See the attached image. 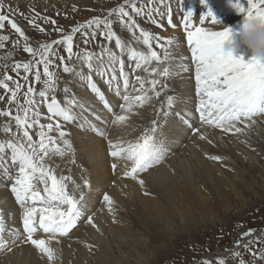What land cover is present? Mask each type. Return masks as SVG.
<instances>
[{
    "label": "snow or ice",
    "instance_id": "obj_1",
    "mask_svg": "<svg viewBox=\"0 0 264 264\" xmlns=\"http://www.w3.org/2000/svg\"><path fill=\"white\" fill-rule=\"evenodd\" d=\"M125 6L136 16L144 12L143 7L137 6L136 0H123L118 7L109 10L108 16L94 17L84 24L73 27L71 33L62 35L61 39L51 43H40L38 48H33L28 43L29 37L10 15L4 12V4L0 0V30L5 28L7 22L23 38V51L32 56L27 62H15L12 65V70L17 76L20 75L21 68L25 73L22 79L28 86L23 92L25 98L23 103L18 99L23 85L8 74V64L0 65L5 70L0 77V88L11 94L7 101L9 107L0 110V116L10 118L0 124V133L4 135V138L0 139V158L9 154L11 166L15 170L13 173L7 168L4 169L11 192L22 209L23 221L22 230L14 231L6 239L4 214L3 210H0V252L11 251L13 247L18 246V242L31 244L42 258L55 264L58 252L53 247V242L59 244L58 237H67L77 227L78 221L84 215L83 189L91 187L87 179H84L81 185L70 176L57 175L58 166L52 163L54 157L61 159L67 157L68 162L75 164L74 150L68 138L70 134L64 130L63 124L80 120V127L91 128L101 137L106 138L108 135L87 118L84 104L71 93L69 87L60 88L59 77L54 68L86 80L91 91L97 94L104 108L114 117L109 123L118 127H126L132 115L138 114L137 108L151 103L153 98L158 99L166 89L163 80L173 75L174 57L170 46L174 45L175 41L141 29ZM232 6L243 15L244 21L255 18L264 22V0H232ZM193 16V12L188 11L183 15V21L187 44L191 49V62L194 63L195 94L198 97L195 111L199 113L198 120L202 125L220 129L225 134L243 133L245 128H251L257 122V118L264 117V62L254 57L245 61L243 56L236 57L225 53L222 41L232 33V29L227 26L223 30L213 31L203 26L196 27L192 24ZM209 19L213 24L222 23L211 9L201 18L200 23L203 24ZM28 22L38 27L40 32L44 31L35 25L34 19H29ZM50 22L56 23L54 20ZM114 23L128 31L130 36L125 39L118 34L113 28ZM168 23L175 27L170 9ZM56 31L63 33V29L58 28ZM78 32L83 37L84 44L89 43L90 39L95 40L97 32L107 43L99 45V52L87 49L76 52L74 35ZM8 39V36H0V49L4 48L3 41ZM113 41L114 46H110L113 45ZM153 42L159 50L153 48ZM135 44L146 47L138 49ZM54 45H65L67 60L78 61L79 67L76 63L65 62L64 56L57 57ZM114 48L118 49V52ZM10 56L11 54L8 58ZM125 56L132 65L129 71H125ZM56 59L60 61L59 64L56 63ZM85 68L88 70L87 73L84 71ZM136 72L147 73V77L135 74ZM92 73L107 77L108 85L114 86L115 94L123 101L122 104L116 105L121 114L116 113L104 92L92 80ZM29 74L32 75L33 82L29 81ZM9 81L12 82V87ZM33 83H39L42 87L37 90ZM58 91L64 93L60 99L56 95ZM133 92L138 94L133 95ZM3 99L4 97L0 96V100ZM174 103V97H167V108L171 109ZM12 105H15V115ZM42 106L46 108V113L41 112ZM160 112L165 116L169 114L165 111L164 104L160 106ZM41 119L49 122L41 123ZM95 119L99 120L100 117L95 116ZM181 119L194 134H200V139H207L200 128H193L189 119L184 116H181ZM159 126L158 120L153 119L151 127L145 129L134 141L108 140L109 154L117 161L111 168L115 171L119 162L123 161L125 164L123 175L138 180L143 186L145 181L140 175L161 164L169 151L165 142L157 137ZM53 132L57 135H51ZM209 159L219 161L222 158L213 155ZM70 184L73 186L72 190L69 189ZM103 200L108 210L112 211L113 198L104 194ZM86 219L89 225L99 230L91 216H87ZM252 234V230H249L243 236L248 237ZM257 242L258 239L250 240L243 244V247L251 251L250 244ZM236 243L237 247H240V241ZM88 247L91 249L93 246ZM252 255L255 256L256 253L252 252ZM232 257L238 260V264H250L243 259L241 252H233ZM218 264H226V260L221 258Z\"/></svg>",
    "mask_w": 264,
    "mask_h": 264
},
{
    "label": "bare ground",
    "instance_id": "obj_2",
    "mask_svg": "<svg viewBox=\"0 0 264 264\" xmlns=\"http://www.w3.org/2000/svg\"><path fill=\"white\" fill-rule=\"evenodd\" d=\"M4 1L5 4L12 7L22 6L24 10L28 6L40 7L44 10L48 8L62 10L65 8V4H72L73 6L88 5L90 8H95L97 16H102V18L108 16V12L111 10L109 6L104 5L103 7L102 2H105V0ZM167 2L170 3V6L167 5ZM205 3L202 2L200 5ZM157 5V7L155 5L152 7L153 15L157 16L160 21L164 19L165 25L163 27L169 29V36L172 35L175 41L174 45L170 46V51L174 57L172 61L173 75L171 78L163 80L166 89L162 91L159 98H153L151 103L142 108H137L138 114L132 115L126 127H118L109 123V120L114 119V117L89 92L88 82L85 84L83 79L74 76L68 79L69 74L63 73L62 69L57 70L56 74L61 80L59 82L69 87L71 93L84 104L87 118L92 120L97 128L106 131L108 135L106 138L101 137L91 128L80 127V120L63 124L64 130L70 132L68 138L74 150L75 164L68 162L67 157L64 159L54 157L52 163L54 166H58L56 168L57 175L70 176L77 184L81 185L83 180L87 179L91 187L83 189L85 197L83 202L84 215L77 223V227L67 237H58L59 244L53 242V247L58 252L55 264H133L128 258L131 253L135 257L134 264H149L150 259H146L142 253L143 248L149 247L145 245V240L141 239L140 232L143 229L146 228L152 233L151 242L152 244L155 243L159 237L161 226L170 231L173 225L172 219L176 215L181 220H185L184 213L190 214L191 205L197 201V199L195 200L196 191L198 190L199 195H202L201 184L214 186L217 182H221L226 172H229L231 165H236V162L247 169L253 170L262 165V157L258 155L261 154L264 157V118H257V122L251 128H245L243 133L225 134L220 129L202 125L192 116L198 98L195 97L193 73L185 71L187 63L190 64V62L187 49L182 40L184 38L182 34L184 33L181 34L182 29H185L184 21L181 22L182 26L177 21L182 14L184 4L179 6L174 0H159ZM187 5L193 6L192 1ZM169 9L175 27L168 25L167 15H169ZM174 10H176V14H173ZM26 11H22V13L30 16L29 11ZM188 11L186 8L184 14ZM211 11L221 20V15L219 11H216V8L211 9ZM201 12L194 14L192 18L193 25L196 22V17ZM207 13L203 16H206ZM136 19L138 21V18ZM221 21L222 23L213 24L209 19L203 24H207L206 28L210 30L220 31L229 24V22ZM114 26V30L121 33L125 39L130 36V33L122 27L117 24H114ZM21 29L26 31L23 32L27 36V28L22 26ZM166 33L168 34V32ZM153 34L159 33L153 32ZM8 36L11 37V33H8ZM160 37L163 36L160 35ZM17 42H19V46H17ZM28 43L31 44L32 42L28 40ZM23 44V39L16 40L13 45L4 43V48L0 49V65L11 64L14 60L21 58V55L17 53V49L22 47ZM110 46H114V42ZM134 46L138 49L144 47L142 44H135ZM154 49L159 50L157 47H154ZM114 50L118 52V49L114 48ZM9 54H11L10 58H8ZM125 62L126 64L128 62L126 56ZM68 63H76L79 67V62L76 60ZM4 71L0 67V77H2ZM84 71L87 73V68ZM95 74L92 73V76ZM95 82L101 89L105 90L107 88L104 77H97ZM113 93H115L114 86L108 96H113L118 103L122 104L123 101ZM56 95L60 99L64 96V93L57 92ZM169 96L175 99L171 109L166 106V100ZM110 101L112 100L110 99ZM112 103L114 105L113 101ZM162 104L165 105V111L169 113L167 116L160 112ZM114 109L117 114H121L119 108L115 107ZM40 110L46 113L45 107L42 106ZM95 116H99L100 119L96 120ZM181 116L189 119L193 128H200L207 139H200L199 133L194 134L192 129L182 121ZM4 119L10 118L0 116V124L4 123ZM153 119L158 120L160 125L157 130V137L165 142L169 151L161 164L149 169L140 176L145 181L144 185L141 186L138 180L123 175L125 170L121 168V162H119V166L115 171L111 168V165L117 161L109 154L108 140L113 142L119 140L134 141L145 129L151 127ZM47 122L49 121L41 119V123ZM12 124L15 125L14 121ZM239 126L244 127L243 125ZM13 131H15V126ZM33 131H37V129H33ZM51 135L56 136L57 133L53 132ZM3 138V133H0V139ZM213 155L220 156L222 159L219 161L209 159ZM1 168H13L8 154L0 158V206L5 219V238L8 239L14 231L22 230V209L11 192L9 181L4 183V174ZM70 186L69 189L72 190L73 186L71 184ZM232 188L234 189V186ZM104 194H108L114 200L112 211L108 210V206L103 200ZM13 208L15 213H13ZM91 215L99 230L87 223L86 217ZM88 245L93 247L89 249ZM162 260H167L166 255L162 257ZM0 264H51V262L46 258H42L38 250L31 244H20L18 242V246L13 247L11 251L0 252Z\"/></svg>",
    "mask_w": 264,
    "mask_h": 264
},
{
    "label": "rangeland",
    "instance_id": "obj_3",
    "mask_svg": "<svg viewBox=\"0 0 264 264\" xmlns=\"http://www.w3.org/2000/svg\"><path fill=\"white\" fill-rule=\"evenodd\" d=\"M174 1L179 4V6L184 4L182 14L177 19V21L181 23L183 21L182 16L186 10L185 7L187 3H190L192 0ZM158 2L159 0H136L138 7L144 8V12L140 16H136L131 12V9H128L127 6L125 7L126 10L133 15L134 19L138 18L137 23L141 29L151 32L152 34L153 32H158L159 34L154 35H161L165 38L173 39L172 35L169 36V29L163 27V25H165L164 19L160 21L157 16L153 15L152 7L153 5L157 7ZM207 2H211L210 4H215V6L222 4L221 0H208ZM2 3L4 4V12L9 14L11 19H13L20 28L22 26L27 28V36L32 42L30 45L33 48H38L40 43H51L54 40H59L62 38V35L71 33L73 27L84 24L94 17H98L95 8H90L88 5L73 6L72 4H65V8L62 10H51L50 8L44 10L40 7L28 6L25 7V10L29 11L30 16H28L27 14L22 13V11H25L22 6H11V8H9V5L5 4L6 2L4 0H2ZM122 3L123 0H105V2H102V5L103 7L106 5V7L109 6L113 9ZM167 5L170 6V3L167 2ZM216 11H219L221 16L224 14L220 9H216ZM173 14L176 13L173 11ZM99 17L102 18V16ZM234 17V19L238 18L237 11H235ZM29 19H34L35 25H38L39 28H43L44 31L40 32L38 27L28 22ZM239 19L240 18L237 20ZM52 20L56 23L52 24L50 22ZM167 20L165 19L166 24ZM237 20L234 23H236ZM114 24L113 28L115 27ZM168 25L172 26V24L169 23ZM5 26L4 29L0 30V36H8V33H11L12 36H8L9 39L3 41V43L13 45L16 40L23 39L19 36V33H16L15 30H11V27H8L9 24L7 22H5ZM203 26L206 27L207 24H203ZM58 28L63 29V33L56 31ZM137 32L139 34V29H137ZM166 32H168V34ZM117 33L121 34L118 31ZM101 43L106 44L107 42L104 41V38L99 32H97L95 40L90 39L87 44L83 43V37L79 32L74 35V49L76 46H81L82 51L87 49L89 51L99 52V45ZM65 47L66 46L64 45H54L57 57L68 56L67 52L64 51ZM154 47H157L155 42H153V48ZM5 49H7V47H5ZM17 53L21 55V58L8 64L9 67L7 72L14 80L18 79L21 85H23L21 92L18 95V99L23 103L25 99L23 92L26 91L28 84H25V81L22 79L24 72L22 68L19 69L20 75L17 76L16 72L12 70V65L15 62L29 61L32 59V56L23 51V46L17 49ZM251 58L252 56L249 57V60ZM56 60V63L59 64L60 61L58 59ZM40 67L42 72V66ZM54 69L53 70L57 73L58 69ZM97 77L96 74L92 76L94 80H96ZM67 78H71V75H68ZM29 81L33 82V77L30 74ZM59 81L60 88H63L64 85ZM8 83L10 87L13 86L11 81ZM33 86L37 90L42 87L39 83H33ZM10 95L11 94L7 93L6 90L0 88V96L4 97L3 100H0V110L9 107L7 101ZM113 95L116 94L113 93ZM108 97L114 102V105L120 104L113 98V96ZM11 107L13 115H15V105H12ZM6 120L9 119H4V122ZM14 126L15 125H13V127ZM258 156L262 157V165L255 170L247 169L236 162V165H231L229 172H226L221 182H217L214 186H211L210 184H201V196L203 200L197 190L195 193V200L197 199V201L196 203L193 202L194 204L191 205L190 214L187 212L184 213L183 217L185 220H181L176 215V217L172 219L173 225L172 230L170 231L161 226L159 237L155 243L152 244L151 242L152 233L146 228L143 229L140 232L141 239L145 240V245L150 248H143L142 253L146 259H150L149 264H206V262H210V264H218V261L221 258L226 260V264H238V260L232 257V253L239 248V252L243 254V259L246 262H250V264H264V234L261 235L264 232V157L261 156V154ZM232 186H234V189ZM249 230H252V236L244 237L243 234ZM164 234H166V236H164ZM255 237H257L256 239H258V242L250 244L249 247L251 251L245 249L243 244L248 243ZM237 241H240V247H237ZM252 252H255L256 255L253 256ZM165 255L167 260L163 261L162 257ZM128 258L133 264L135 263V261H133L135 260V257L132 256V253Z\"/></svg>",
    "mask_w": 264,
    "mask_h": 264
},
{
    "label": "clouds",
    "instance_id": "obj_4",
    "mask_svg": "<svg viewBox=\"0 0 264 264\" xmlns=\"http://www.w3.org/2000/svg\"><path fill=\"white\" fill-rule=\"evenodd\" d=\"M222 49L236 57L250 53L252 57L264 62V22L255 18L244 21L240 32L224 38Z\"/></svg>",
    "mask_w": 264,
    "mask_h": 264
}]
</instances>
